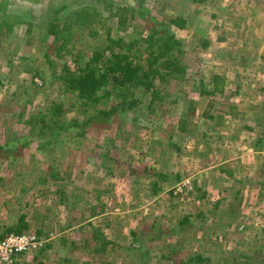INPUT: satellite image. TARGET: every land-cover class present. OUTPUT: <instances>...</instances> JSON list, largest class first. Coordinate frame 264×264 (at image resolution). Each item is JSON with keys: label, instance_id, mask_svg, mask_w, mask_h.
I'll return each instance as SVG.
<instances>
[{"label": "rangeland", "instance_id": "obj_1", "mask_svg": "<svg viewBox=\"0 0 264 264\" xmlns=\"http://www.w3.org/2000/svg\"><path fill=\"white\" fill-rule=\"evenodd\" d=\"M1 1L13 11L30 4L26 0ZM126 1L129 0H113L117 5L127 4ZM67 3L70 7L91 3L102 8V3L96 0H67ZM146 6L162 20L168 21L171 16L180 14L187 21L185 29L178 31L184 43L182 63L188 67L187 79L181 82L171 80L162 86L163 92L172 93L165 95L161 101L162 106L167 107L164 109L166 111L158 109V101L155 104L157 109L147 112L148 96H142L140 107L147 115L136 114V121H132L130 118L135 113L129 112L124 121L129 122L126 124L129 131L122 134L120 139L114 133L120 129V120L113 121L109 129L101 131V136L111 132L110 138L114 137L115 146L117 144L115 149L106 146L97 151L94 139H88L90 136L96 137L91 132L88 138H73L72 135L59 137L58 142H64L60 150H65V153L68 148L77 146L81 149L77 158L60 157V162L55 159L53 163L52 168L62 170L58 183L64 185L68 197L63 206L59 205L54 194L57 181L48 178L43 183L38 179L48 174L47 167L52 165L49 156L42 162V152L33 153L32 149V153H28L25 148L14 160L12 157H0V219L7 217L5 221L11 224L15 214L23 212L27 218L31 217V229L44 225L49 236L46 240L52 241L44 264H129L140 253L131 232L141 239L144 248H149L146 258L150 264H162L160 254L174 241L181 244L175 248L178 255L174 264H180V259L184 260L188 254L195 253L210 258L209 264H236L241 260L236 258L234 261L232 258L240 254L252 256L257 250L261 251V255L250 263L264 264L258 261L260 258L264 260V152L254 151L255 138L262 136L260 146L264 147L263 93L260 92V89H264V0H146ZM39 16L41 14L31 21ZM25 30L26 25L18 23L10 30L0 26V79L3 78V85H0V143L11 137L13 131L27 132V127L15 121L20 105L26 107L25 117L28 111L35 112L55 100L64 103L63 119L86 120L94 113L93 110L82 111L78 105H70L74 95L64 91L57 81L53 83L54 79L49 78L51 81H48L45 90L29 89L30 75L23 70L29 62L18 66V58L31 56L43 71L44 49L38 39L29 41ZM112 33L116 35V30L113 29ZM35 34L37 37L38 33ZM200 38L207 42L205 48L198 45ZM88 43L95 45L97 42L84 35L78 40L77 48L85 51ZM10 60L14 63L12 69L8 67ZM56 61L59 70L64 61L71 68H76L71 56ZM48 68L47 64L44 65V71L47 70L50 77ZM212 74L227 80L225 89L228 93L236 85H241L233 100L199 94L194 82L199 77L207 82ZM35 79L39 82V78ZM155 84L160 86L157 81ZM27 93L32 96V102L28 105L24 104ZM123 98L122 94L114 91L105 101L106 104L98 107L106 108L110 101L119 103ZM190 99L196 101L197 110L195 117H189V132L183 133L180 139L187 138V141L182 153L177 154L175 149L166 146L165 141L169 136L175 138L179 135L178 118L181 111H186L185 107L180 106ZM211 99L216 101L215 104L211 103ZM229 104L236 109L224 117L223 123L208 118L209 114H217L218 108L227 111ZM223 126H227V129ZM190 136L194 137L189 141ZM156 139L161 142L159 147L147 145ZM204 144L213 149L207 156L200 155L205 150ZM109 149L112 151L107 162L109 171L106 172L100 166V154ZM58 153L56 151L54 157H58ZM145 163L148 168L167 174L180 172L181 180L201 187L204 198L196 199L184 190L182 193H170L174 186L170 181L160 182L161 190L152 192V178L129 175L127 169L135 165L141 168ZM219 166L231 171L233 176L222 174ZM236 192H239L238 195ZM222 198L225 203L222 202L221 206L228 205L237 210L235 218L223 221L220 214L207 213L202 219L199 213L212 210L217 199ZM98 202L104 203L103 211L88 218V222L89 208ZM34 213L49 215V218H34ZM82 215L85 221H80ZM186 216L189 217V227L184 234L171 238L159 233V230L180 225L179 222ZM66 218L77 220L79 224L66 227ZM92 227L100 228L106 239L112 241L107 251L93 253L91 247L70 252V244L78 242L86 234L89 236ZM61 238L66 239L67 243L63 244ZM160 240H164L162 245H154ZM32 256L26 254L19 257V261L29 263Z\"/></svg>", "mask_w": 264, "mask_h": 264}, {"label": "trees", "instance_id": "obj_2", "mask_svg": "<svg viewBox=\"0 0 264 264\" xmlns=\"http://www.w3.org/2000/svg\"><path fill=\"white\" fill-rule=\"evenodd\" d=\"M97 1L98 3H102V8L93 6L91 3L84 6L70 7L67 0H38V2H33V0H28L27 2L26 0V3H30L29 5H24L23 8L13 11V9L3 4L0 0V26L3 29L10 30L16 23L26 25L25 34H27V39L29 41L31 39H38L41 42L40 46L44 49L42 52L44 65H48V69L51 71L50 77L47 76V70L44 71V65L42 71L34 63L35 60L31 56H20L18 58L17 65L20 64L18 66H22L21 63L23 62H29L26 66L24 65L25 68L23 69L30 75L29 89L32 91H34V88L37 90H45L48 81L54 79L53 83L57 81L58 84H61L60 87L64 91L67 90L70 92V95H74L73 103L70 105H78L82 111H94L86 120H78L76 118L66 120L63 119L65 113L63 101L55 100L35 112L33 110L28 111V115L25 117L26 107L20 105V110L16 114L15 121L27 127V132L18 133L13 131L11 137L6 138L3 143H0V157H4L5 159L12 157L11 159L14 160L15 156H18L22 149L25 148H27L28 153L32 149L33 153L39 151L38 153L41 154L42 152V162L45 161L46 156L50 157L52 165L47 167L48 174H45L46 176H39L38 179L43 183L48 178L57 181L54 194L56 201L61 206L65 204L68 197L65 195L64 185L58 183L61 179L60 172L62 170L52 168L53 163L55 159H58L56 162H60L61 158L65 159L67 157L71 160L77 158V153L81 149L76 146L73 149L68 148L67 153H65V150H60V145L62 143L64 144V142H58L59 137L62 135H72L73 138H85L86 136L88 138V133L91 132L96 137L90 136L88 139H94L97 151H101L99 149L106 146L115 149L117 144L115 146L114 137L110 138L111 132H108L109 134L105 136H101V131L104 132L105 129H109L113 121L120 120L122 123L120 129L114 131L115 135L117 134L116 138L120 139L122 134L129 131V126H127L129 122H124L129 112L135 113L130 118L132 121H136V114L138 116L147 115L145 110L143 111L142 107H140V103L142 102L141 98L144 95L148 96L147 112H154L157 109L155 104L158 101L160 104L158 109L163 112L166 111L164 109L167 107L162 106L161 101L165 95H171L172 93L168 94V92H163L162 86L171 80H176L177 82L184 81L187 79L188 74V67L186 64H183L184 62L182 60V55L185 52L184 43L178 36V31L186 27L187 21L185 17L176 14L171 16L168 21L162 20L158 16L155 17L153 12L147 8L146 0H129L126 1L129 4L121 5L115 4L113 0ZM39 14L41 16L37 20L31 21V19ZM107 21L109 25L106 26ZM113 29L116 30V35L114 36L112 35ZM35 33H38L37 37ZM84 35L88 38H94L97 42L95 45L88 43L85 51L77 48L78 40ZM198 45L205 48L207 42L204 38H200ZM195 47L197 48V46ZM53 56L55 57L54 59H52ZM67 56H71L75 61L76 68H71L67 61H64L59 70L56 60L63 59ZM13 65L12 60L8 61V67L10 69H12ZM0 68H2L1 65ZM57 72L58 74H56ZM35 78H39V82ZM199 78L194 82V85H197L196 88L202 96H222L223 98H227V100H233V95L237 94L241 87L238 84L234 88L235 91L230 90L228 93L225 89L227 80L223 76L212 74L207 82L203 78ZM2 79H0V85H3ZM156 81L159 82L160 86H156ZM125 90L127 91L125 92ZM114 91H118L120 95L122 94L124 96L122 101L119 103L110 101L109 106L106 108H99V105L106 104L105 101ZM260 92L263 93L261 111L264 112V89H260ZM31 102L32 96H26L24 104L28 105ZM213 102L215 104L216 101L211 99V103ZM186 104V106H180L181 108L185 107L186 111H181L180 117L178 118L177 131L179 135L175 138L169 136L165 141L166 146L169 149H175L177 154L182 153L187 141V138L181 141L180 139L183 133L189 132L188 129L191 125L189 117H195L197 110L195 100L190 99ZM227 107V111L218 108L216 110L217 114H209L208 118L223 123L224 117L236 109L232 104L227 105ZM175 112H177V109H175ZM224 128L227 129V126ZM246 128L250 129L251 127L247 126ZM193 137L190 136L188 140L190 141ZM260 141L261 138L257 140L256 146L258 145L260 147ZM147 145L151 147L156 145L159 147L161 142L156 139ZM203 149L205 150L200 152L201 156H207L210 153L209 151L213 150L205 144L203 145ZM56 151L60 152L58 153V157H54L57 155L55 154ZM111 151L109 149L100 154L102 155L100 156L102 160L99 163H101V168L107 170L106 172L109 171L107 162L109 161L108 158ZM127 169L129 170V175H136V177L146 175L152 178L153 181L150 184L151 190L154 193H158L161 190V186H159L160 182L167 183L170 181V184L175 185L182 181V174L180 172L167 174L162 170L148 168L146 163L141 168L135 165L128 166ZM218 169L222 174L225 173L224 175L227 177L233 176V173H230L231 171H227L222 166H219ZM192 187L193 189L188 191V195H192L196 199H203L205 194L204 192L201 193V187L195 186V184ZM170 193H172L171 190ZM238 193L236 192V195ZM222 202L225 203L223 198L217 199L212 210L200 212L199 215L202 219H205L207 213H213L214 215L216 213L218 216L220 214L223 221L233 220L237 210L234 207H227L228 205L225 207L221 206ZM104 206L103 202H98L97 205L90 207V215L86 218L88 222L90 217L99 215L103 211ZM40 216L41 218H49V215L45 214L34 213L32 215L34 218H40ZM6 218L0 219V241L9 235H34L35 240L40 242V246L35 250L30 249L24 253L18 252L13 254L11 264H44L43 260L46 257V252L52 247V241L47 242L46 240L49 239V236L48 232L43 228L44 225L34 230L31 229V217L30 219L27 218V214L23 212L16 213L15 219L11 224L4 222ZM84 219L82 215L80 221ZM66 221V227L79 224L74 219H67ZM179 224L170 229L159 230V233L165 235V237L170 236L171 238H175L179 234H184L189 227V217H184ZM183 225L186 226L184 227ZM131 234L133 236V242L137 243L136 249L140 253L134 259L135 261H131L129 264H150L147 261L148 258H146L149 248L146 249L143 247L141 239L138 238L135 232H131ZM111 242V240L106 239L105 233L100 228L92 227L90 235L88 236L86 234V237L80 238L78 242H72L69 250L72 252L76 249H90L93 247V253H104L107 251V246ZM163 242L164 240L156 241L154 245L159 246ZM62 243L66 244V239L63 238ZM172 243L166 247V252L163 251V254H160V257L163 259L162 264H174L177 260L175 258L178 255V251L175 248L181 244L175 241ZM26 254L33 255L31 261L29 263H20L19 257H23ZM260 255L261 251L259 252L257 250L252 256L240 254L232 258V260H241L236 264H251L250 261L252 259L257 260ZM258 261L261 263L264 262L262 258ZM210 262L211 259L204 257L201 253L188 254L184 257V260L183 258L180 259V264H209Z\"/></svg>", "mask_w": 264, "mask_h": 264}, {"label": "built area", "instance_id": "obj_3", "mask_svg": "<svg viewBox=\"0 0 264 264\" xmlns=\"http://www.w3.org/2000/svg\"><path fill=\"white\" fill-rule=\"evenodd\" d=\"M192 189L191 182H184V180H182L175 184L171 188V191H173L174 194H177L184 191L187 193ZM39 246L40 242L35 240L34 235H9L4 240L0 241V264H11L13 254L18 252L24 253L30 249L35 250Z\"/></svg>", "mask_w": 264, "mask_h": 264}, {"label": "crops", "instance_id": "obj_4", "mask_svg": "<svg viewBox=\"0 0 264 264\" xmlns=\"http://www.w3.org/2000/svg\"><path fill=\"white\" fill-rule=\"evenodd\" d=\"M261 138V141H260V144L259 145H261L262 144V142H263V138H262V136L260 137ZM259 137L258 138H255V142H254V151H257L258 153H262V152H264V147L263 146H260V147H258V145L256 146V142H257V140L258 139H260ZM258 149H260L261 151H259ZM257 153V154H258ZM7 219V218H6ZM4 222H7V221H4ZM4 222H1V223H4ZM20 259V258H19Z\"/></svg>", "mask_w": 264, "mask_h": 264}]
</instances>
